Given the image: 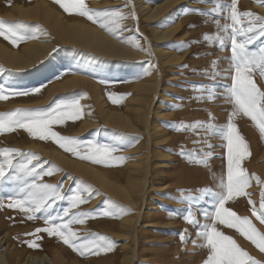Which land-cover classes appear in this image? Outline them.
<instances>
[{
	"label": "rangeland",
	"instance_id": "rangeland-1",
	"mask_svg": "<svg viewBox=\"0 0 264 264\" xmlns=\"http://www.w3.org/2000/svg\"><path fill=\"white\" fill-rule=\"evenodd\" d=\"M37 1L42 0H0V20L27 25L21 31L24 36L29 37L18 40L13 45L0 36V42L20 49L32 36L38 39L40 30L45 31L52 41L45 54L27 66L12 67L0 60V86L4 87V94L8 96L10 91L28 92L27 95L0 99V113L15 109L46 110L57 104L62 111H74L69 106L73 101H78L80 118L67 119L62 125H53L52 129L62 136L77 138L80 142L77 148L79 155L63 150L51 139L43 141L33 138L23 128L0 133V149L15 148L22 153H36L40 159L33 160L32 165H41L36 171H51L52 174H42L35 178V183L58 185V194L64 197L56 199L49 208L52 217L62 218L55 222L81 219L83 223L74 222L70 225L77 237L91 240L96 238L94 234L105 235L115 242V247L107 253L82 256L64 244L59 237L49 236L46 232L35 233V229L48 226L44 216L37 213L40 218L28 220L26 214L19 209L7 207L12 199L23 198L27 189L21 192L25 185L23 180L16 179L17 176H23V173L10 169L6 163L7 157L0 155V163L5 164L6 174L5 180L0 183V204L4 205L0 207V251L9 262L15 256V260H11L9 264H21L26 255L43 253L51 258L56 253V264H121V257L126 253L132 258L131 264H204L210 254V247L207 246L202 226L214 223L215 201L210 193L200 190L219 192L221 179L226 182L227 124L235 108L229 92L234 75L229 39L232 25L231 0H174L167 10L152 20L145 18L144 12L137 6V0H85L90 9H119L128 17L119 21L121 27L114 28V35L102 27L136 50V55L123 57L105 56L76 44L60 42L40 17L28 18L15 10L16 5H29ZM43 1L66 18L100 27L101 24L114 27L109 17L101 16L94 23L87 17L66 13L55 0ZM143 1L155 6L162 0ZM237 10L264 16V8L259 7L256 0H238ZM133 14L135 19L132 18ZM240 21L238 27L251 26L247 17H240ZM225 25L229 26L227 30ZM172 26L175 27L170 35L162 39L155 37V28L165 30ZM205 34L210 39L205 40ZM237 39L241 40L242 37ZM134 44H139L140 47H134ZM248 47L251 51H258L264 47V37H258ZM164 49L174 51L179 59L161 63V50ZM77 75L95 83V87L82 82L60 86L65 80ZM253 78L257 86L264 90V78H261L258 71H254ZM150 82L154 84L153 88L145 92L142 85ZM37 88L40 89L39 92L34 91ZM138 94L146 97L141 119H135L132 112L140 105L135 100ZM213 94L214 98L209 99ZM113 100L119 102L113 103ZM100 101L113 110L126 112L135 127H120L105 122ZM159 107L163 109V114L156 116L154 110ZM154 121L165 131V139L162 141L154 140ZM197 121L203 122V125L176 130L181 124L193 125ZM232 122L243 136L250 152L241 161V167L251 178L250 186L245 189L250 195L229 200L225 207L241 217L247 216L258 231L264 233V223L253 215V207L259 210L260 194L264 191V183H258L254 178L259 177L260 181H264V137L255 123L243 113L234 116ZM209 124L214 125V128H207ZM100 145L118 149L111 153L113 159L108 165L80 158L91 154V146ZM52 149L105 170L112 178L121 182L134 164L132 162L141 159L143 167L148 170L147 185L142 191V197L146 207L149 206L151 210V217L141 214L144 209L142 202L134 208L130 207L114 199L88 178L65 168L52 153H48ZM121 156L126 159H114ZM27 159L12 154L13 165L26 162ZM158 162L164 163L162 166L165 170L162 178L164 187L159 189L154 188L158 181L154 173ZM24 179L28 184L33 182V177ZM86 188L91 192L90 196L84 191ZM77 193L86 202L72 207L71 197ZM188 197L192 199H187ZM249 199L254 204H249ZM64 209L69 210L68 216H64ZM128 209L131 210L130 213L127 212ZM106 212L109 215H105ZM189 212L198 222L197 225L186 222ZM80 213L89 215L79 216ZM205 213L209 214L207 218ZM125 214L138 217L133 236L129 238L118 236L120 219ZM216 227L264 264V252L251 241L234 228L219 223H216ZM32 242L37 246L30 247L29 243ZM75 242L80 243L79 240ZM18 258L20 263H15ZM0 264H4L1 259Z\"/></svg>",
	"mask_w": 264,
	"mask_h": 264
},
{
	"label": "snow or ice",
	"instance_id": "snow-or-ice-1",
	"mask_svg": "<svg viewBox=\"0 0 264 264\" xmlns=\"http://www.w3.org/2000/svg\"><path fill=\"white\" fill-rule=\"evenodd\" d=\"M55 2L66 13L87 17V19L94 23L98 22L97 18L101 16L111 18L114 27H106L104 24H101V27H105L113 35L115 34L114 28L119 29L121 27L119 21L128 19L119 9H90L85 0H55ZM237 2L238 0H231L230 19L232 25L229 39L231 40L234 75L232 76V85L229 92L231 99L234 101L235 108L230 114L227 124V179L226 182L221 179L219 185L221 190L219 192H213L211 189L200 190L201 192L210 193L215 201L214 223L212 225L202 226L205 229L203 235L206 237L207 246L210 247V254L204 261V264H262L261 261L256 260L247 251L243 250L232 237L219 231L216 223L234 228L240 235L251 241L261 252H264V233L259 232L247 216L241 217L225 207L226 202L229 200L250 195L245 189L250 186L251 178L246 170L241 167V161L248 157L250 152L243 136L239 133L237 126L232 122V118L239 113H243L244 116L250 118L255 123L261 136L264 137V90H261L257 86L253 78L254 71H258L261 78H264V47L259 48L258 51H251L248 47L258 37H264V16H259L250 11L238 12ZM256 3L259 7L264 8V0H256ZM240 17L249 18V24L251 26L238 27L241 23ZM132 18L135 19L134 14ZM27 27V25L21 22L8 23L0 20V36L5 40H9L13 45H16L18 40L29 38L24 36L21 31ZM224 27L227 30L229 26L225 25ZM237 37H242V39L238 40ZM31 38L34 39L36 37L32 36ZM204 39L208 40L210 36L205 34ZM221 45L223 46V41H221ZM133 46L140 47L139 44H134ZM213 64H215V61H213ZM34 91L39 92L40 89L37 88ZM4 93V87L0 86V99H7L8 96L28 94V92L10 91L8 96H6ZM109 98H112L111 94ZM212 98H214V94L209 96V99ZM118 102L117 100H113V103ZM69 107L74 109V111H62L61 106L57 104L55 107H49L46 110L15 109L11 112L0 113V133L14 131L16 128H23L33 138H38L43 141L51 139L63 150L79 155L77 148L80 142L77 138L62 136L52 129L53 125H62L67 119L75 120L80 118L81 112L78 101H73ZM202 125L203 122L200 121L195 122L193 125L181 124L176 130H183L186 127L195 128L196 126ZM207 128H214V125L209 124ZM117 150V148L110 147L109 145L91 146V154L81 156L80 158L90 160L93 163L108 165L110 160L113 159L111 153ZM13 153L21 157H27L28 159L26 162L13 165ZM181 154L183 155V153ZM0 155L7 157L6 163L10 169L23 173V176H17L16 179L23 180L25 185L24 188H21V192H25V189H27L26 195L23 198L12 199V202L7 207L19 209L26 214L28 220L40 218L36 215L37 213L44 216L45 224L48 226L35 229V233L46 232L49 236L59 237L64 244L69 245L82 256L86 254H99L101 252L107 253L114 249L115 242L105 235L94 234L96 238L91 240L77 237V233L72 230L70 225L74 222L83 223L84 221L81 219H70L62 223L55 222L62 218L52 217L49 213V208H51L52 203L56 199H63L64 197L59 196L58 185L35 183V178L40 177L42 174H52L51 171H36L38 167H41L40 164L32 165L33 160L38 161L40 159L36 153H22L19 149L4 148L0 149ZM114 159L123 161L126 158L121 156ZM29 165L32 166L29 167ZM24 177H33V182L28 184V181ZM5 178V164L0 163V183ZM254 178L258 183H264V181L259 180V177ZM84 191L88 196L91 195V192L87 188ZM37 192H39V195H37ZM260 195L259 210L253 207V215L257 216L261 223H264V191ZM187 199L192 198L188 197ZM71 200L72 207H77L79 204L86 202L79 193L73 195ZM249 204H254V202L249 199ZM3 206V204H0V207ZM127 212L130 213L131 210L128 209ZM68 214L69 210L64 209V216H68ZM104 214L109 215L107 212ZM78 215L87 216L89 214L80 213ZM208 215V213H205L206 218ZM186 222L193 225H197L198 223L192 218L191 212L186 217ZM76 240H79L80 243L77 244L75 242ZM181 240H184L183 235L181 236ZM29 246L36 247L37 245L32 242L29 243Z\"/></svg>",
	"mask_w": 264,
	"mask_h": 264
},
{
	"label": "bare ground",
	"instance_id": "bare-ground-1",
	"mask_svg": "<svg viewBox=\"0 0 264 264\" xmlns=\"http://www.w3.org/2000/svg\"><path fill=\"white\" fill-rule=\"evenodd\" d=\"M173 2L174 0H162L158 2L155 6H151L143 0H137V6L142 12H144V16L145 18H147V20H152L160 16L161 13L167 10ZM15 10H17L19 14H21V16L23 15L28 18L40 17L42 21L49 26L55 38H57L60 42L62 41L69 44H76L80 47L90 49L102 55L110 57H123L131 56L134 54L136 55V50L134 51V49L127 46L118 38L110 35L102 27L88 24L80 20L66 18V16H64L60 11L50 6L49 3H47L46 1H37L29 5H16ZM174 27L175 26H172L165 30L155 28L154 35L157 39H162L170 35L173 32ZM51 45L52 41L48 37V34L45 31L40 30L38 39H29L20 49L8 47L4 43L0 42V60L12 67H24L29 65L32 61L37 60L39 57L43 56L47 51V48H49ZM151 48L153 47H150V49ZM151 50L154 51V49ZM161 52V63L166 64L177 59V56L174 51L164 49L161 50ZM79 82L88 84L90 87H95V83L93 84L92 82L84 79L80 75L73 76L65 80L60 86L73 85ZM153 85L154 84L150 82L145 83L144 85H142V87L145 92H148L153 88ZM138 87H141V85ZM145 99L146 97L145 95L143 96V94L136 95L135 100H137L140 105H135L136 107L132 111L134 113L133 116L135 117V119H141L143 117L142 107L144 101L146 103ZM100 107L102 112L101 114L105 122L109 124H115L120 127H135L134 122L132 121L130 116L126 114V112L121 113L116 110H113L105 106L104 102L102 101H100ZM84 113L86 114L87 112ZM154 113L156 114V116L162 115L163 109L159 107L154 110ZM152 129L154 134L156 135L154 137V140L162 141L165 139V131L163 132V130L160 129V126L157 121L153 122ZM44 152L46 153L48 151ZM48 153H52L57 159V161H59V163L62 164L65 168L88 178L89 180L94 182L99 188H101V190H104L112 197H114V199H118L133 208L136 207L138 203L142 202L144 205V209L141 214H144L147 217H151V214L149 215L151 210L149 206L146 207L147 205L145 199H143L142 197V191L145 190L144 188L147 185L148 170L146 167H143L144 164L141 159H137L135 162H132L134 164L131 167L129 166L130 168L126 173L125 179L123 182H121L117 179H114L115 177L112 178L109 174L106 173L107 171L98 169V167L96 168L94 165L88 162L71 158L53 149ZM162 165L164 166V163L162 164V162H158L156 164V171L154 173H156L158 181L156 183V187L154 186V188L159 189L164 187V184L162 183V178L164 176L165 170ZM137 220L138 217L134 216L133 214L131 216H128L126 214L121 216L119 223L120 234L118 236L128 238L132 237L134 231L133 229ZM125 245L126 244H124V246ZM126 254H123L124 256L121 257V264H131V256H127L128 254ZM56 255L57 254L55 253L54 257L53 254L54 258H51L47 253H43L41 255L28 254L25 256V259L21 262V264H56ZM19 258L16 260L17 262L15 263H20ZM0 259L4 264H9L11 263V260H15V256L13 255L12 259H10L9 262L6 255L0 251ZM59 259H57L58 262ZM62 261L63 260H61V262Z\"/></svg>",
	"mask_w": 264,
	"mask_h": 264
}]
</instances>
